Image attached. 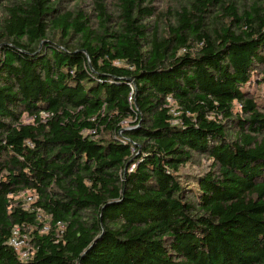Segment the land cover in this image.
<instances>
[{
    "label": "trees",
    "instance_id": "1",
    "mask_svg": "<svg viewBox=\"0 0 264 264\" xmlns=\"http://www.w3.org/2000/svg\"><path fill=\"white\" fill-rule=\"evenodd\" d=\"M0 264H264V0H0Z\"/></svg>",
    "mask_w": 264,
    "mask_h": 264
},
{
    "label": "built area",
    "instance_id": "2",
    "mask_svg": "<svg viewBox=\"0 0 264 264\" xmlns=\"http://www.w3.org/2000/svg\"><path fill=\"white\" fill-rule=\"evenodd\" d=\"M27 200L31 203L34 202L35 198L30 196ZM44 230L48 231V228H44ZM27 239V234L16 227L8 242L9 246L13 247L20 254L22 260H27L30 256V247H28L29 243Z\"/></svg>",
    "mask_w": 264,
    "mask_h": 264
},
{
    "label": "rangeland",
    "instance_id": "3",
    "mask_svg": "<svg viewBox=\"0 0 264 264\" xmlns=\"http://www.w3.org/2000/svg\"><path fill=\"white\" fill-rule=\"evenodd\" d=\"M253 85H252V88H249V89H251L252 91L253 90H255L256 88H255V85H254V83H252ZM204 165H205V167L208 165V164H206V163H204ZM196 167H189L188 169H187V171L186 172H189V171H192L193 169H195ZM204 169V168H203ZM25 201H27V198H25L24 199ZM27 241H29V237H28V235H27ZM28 247H29V245H28Z\"/></svg>",
    "mask_w": 264,
    "mask_h": 264
}]
</instances>
